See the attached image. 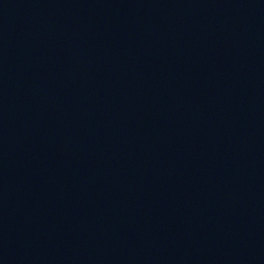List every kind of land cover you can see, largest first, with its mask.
Returning a JSON list of instances; mask_svg holds the SVG:
<instances>
[{"label":"water","instance_id":"95a60500","mask_svg":"<svg viewBox=\"0 0 264 264\" xmlns=\"http://www.w3.org/2000/svg\"><path fill=\"white\" fill-rule=\"evenodd\" d=\"M54 264H264V0H0Z\"/></svg>","mask_w":264,"mask_h":264}]
</instances>
